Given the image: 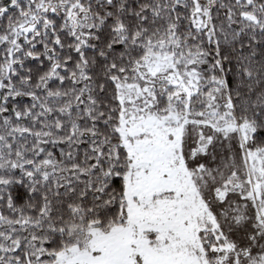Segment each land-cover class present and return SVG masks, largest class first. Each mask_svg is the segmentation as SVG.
Segmentation results:
<instances>
[{
  "label": "snow or ice",
  "instance_id": "snow-or-ice-1",
  "mask_svg": "<svg viewBox=\"0 0 264 264\" xmlns=\"http://www.w3.org/2000/svg\"><path fill=\"white\" fill-rule=\"evenodd\" d=\"M0 264H264V0H0Z\"/></svg>",
  "mask_w": 264,
  "mask_h": 264
}]
</instances>
